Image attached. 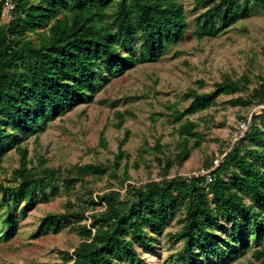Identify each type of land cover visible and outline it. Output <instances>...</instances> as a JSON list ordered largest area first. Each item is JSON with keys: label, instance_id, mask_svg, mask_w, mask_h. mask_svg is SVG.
I'll return each instance as SVG.
<instances>
[{"label": "trees", "instance_id": "obj_1", "mask_svg": "<svg viewBox=\"0 0 264 264\" xmlns=\"http://www.w3.org/2000/svg\"><path fill=\"white\" fill-rule=\"evenodd\" d=\"M200 12L194 18V35L217 37L261 9L264 0H194ZM2 2L0 1V11ZM15 18L1 20L0 13V163L11 149L19 155L8 183H0V223L11 232L19 219L35 207L37 197L48 199V188L71 192L86 177L101 180L115 176L130 130L118 140L114 162L75 164L70 168L34 163L25 141L39 135L49 120L91 101L112 76L137 64L154 62L170 46L188 37L190 22L180 0H19ZM204 86V81H198ZM250 76L225 75L214 89L184 94L188 106H168L172 133L179 143L158 139L152 147L164 173L161 180L129 184L126 191L105 192L68 200L64 212L47 213L32 234L38 238L63 228L78 234L82 242L73 252L62 251L65 264H146L145 254L159 249L173 220L180 224L168 239L181 248L173 264H231L254 248L253 260L264 261V108L253 115L251 127L218 167L213 180L205 177H168L205 142L200 124L206 118L191 117L216 105L221 95L244 92L228 100L232 106L264 105V77L250 87ZM116 114L118 127L125 115ZM156 114L151 115L155 120ZM38 137V136H36ZM170 149V150H169ZM205 169L213 168L207 156ZM128 175V164H125ZM85 180V182H84ZM104 204L102 211L96 210ZM90 214V223H83Z\"/></svg>", "mask_w": 264, "mask_h": 264}, {"label": "rangeland", "instance_id": "obj_2", "mask_svg": "<svg viewBox=\"0 0 264 264\" xmlns=\"http://www.w3.org/2000/svg\"><path fill=\"white\" fill-rule=\"evenodd\" d=\"M180 1L191 25L186 39L170 46L160 59L137 64L119 76L110 77L91 101L49 120L39 135H30L25 141L34 163L45 160L46 166L64 169L75 164L108 165L116 159L118 140L130 130L123 147L126 155L115 176L107 173L101 180L86 177V182H79L71 192L60 181L59 191L47 189L48 199L37 197L35 207L19 219L15 232L0 223V264H65L62 251L73 252L82 239L69 227L57 234L49 232L34 238L32 234L47 213L64 212L68 200L78 202L89 192L92 197L111 190L124 193L129 184L142 185L163 179L162 168L150 147L158 139L169 143L172 150L179 143L172 133L174 127L167 107L177 104L180 109L186 108L190 99H185L184 94L190 87L199 92L211 91L225 75L237 79L246 73L252 80L251 88L259 77H264V11L258 9L250 18L239 20L217 37H198L193 30L194 18L200 10L196 9L194 0ZM199 80L204 81V86H199ZM241 94L245 91L221 95L216 105L191 117L192 120L206 118L208 128L200 124L199 129L205 135V142L182 166L175 165L168 177L199 174L205 169L203 163L207 156H213L214 166V160L233 144L241 121L252 122L253 115L260 114L259 106L228 103ZM122 111H131L135 117L126 114L124 123L118 127L116 114ZM152 114H156L154 121ZM19 158L15 149L2 158L0 183H8L13 169L19 166ZM125 164H128V175L124 173ZM104 208L102 204L96 210ZM94 212L87 210L85 216L89 218L83 223L89 224L90 214ZM179 226L177 220L171 222L158 251L145 254L146 264L174 263L181 245L169 240L167 232H174ZM254 248L231 264H248L253 260ZM255 264H264V261H255Z\"/></svg>", "mask_w": 264, "mask_h": 264}, {"label": "built area", "instance_id": "obj_3", "mask_svg": "<svg viewBox=\"0 0 264 264\" xmlns=\"http://www.w3.org/2000/svg\"><path fill=\"white\" fill-rule=\"evenodd\" d=\"M2 2V7H1V20L5 23H10L14 18H15V9L16 5L19 0H0ZM259 107L264 108V105H260ZM262 111L260 110V113ZM251 127V122L249 120H242L240 123V128H238V135L235 137L233 140V144L223 151L221 156H218L214 160V166L211 170L203 169L199 172L197 175H201L205 177V182L206 184L210 183L213 180V175H212V170L215 169L220 165V163L224 160L226 155L232 150L235 144L243 137L245 134L249 131Z\"/></svg>", "mask_w": 264, "mask_h": 264}]
</instances>
